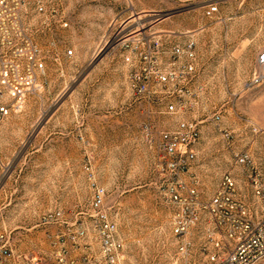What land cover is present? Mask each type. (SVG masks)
<instances>
[{"label": "rangeland", "instance_id": "rangeland-1", "mask_svg": "<svg viewBox=\"0 0 264 264\" xmlns=\"http://www.w3.org/2000/svg\"><path fill=\"white\" fill-rule=\"evenodd\" d=\"M60 1L67 27L47 25L32 7L21 12L19 24H30L46 52V73L0 127V231L15 228V244L24 248L31 236L40 240L31 225L44 215L56 223L50 215L57 211L72 223L103 186L104 208L126 249L152 264L171 213L160 193L166 131L182 120L200 122L195 173L207 194L235 170L228 143L248 152L264 179V0ZM188 36L197 41L204 89L170 110L178 96L155 73L169 47ZM216 112L233 134L229 141L210 119Z\"/></svg>", "mask_w": 264, "mask_h": 264}, {"label": "built area", "instance_id": "built-area-1", "mask_svg": "<svg viewBox=\"0 0 264 264\" xmlns=\"http://www.w3.org/2000/svg\"><path fill=\"white\" fill-rule=\"evenodd\" d=\"M29 7L47 25L68 26L60 0H0V127L13 105L42 86L46 73V52L34 39L30 24H19L22 10ZM216 11L213 5L205 13L211 17ZM66 54L73 50L66 49ZM201 59L197 41L188 36L169 47L163 65L158 61L157 83L179 99L170 103V110L185 101V94L204 89ZM258 63L264 65V51ZM257 79L255 74L248 84ZM210 119L226 140L233 137L221 125L220 113ZM199 123L182 120L163 134L160 193L170 203L171 213L160 256L152 264H161L162 259L163 264H264V179L254 172L249 153L228 143L229 165L235 170L225 171L213 193L207 194L195 173ZM105 193L103 186L95 187L92 207L78 213L72 223H63L62 211L50 215L57 221L54 224H47L44 215L43 223L28 228L40 229V240L31 236L24 248L15 244V228L1 230L0 264H141L126 249L116 220L104 208Z\"/></svg>", "mask_w": 264, "mask_h": 264}]
</instances>
